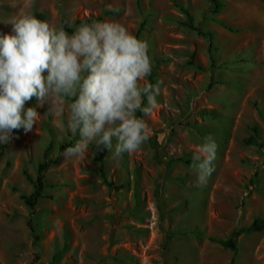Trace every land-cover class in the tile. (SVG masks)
<instances>
[{
    "label": "rangeland",
    "instance_id": "rangeland-1",
    "mask_svg": "<svg viewBox=\"0 0 264 264\" xmlns=\"http://www.w3.org/2000/svg\"><path fill=\"white\" fill-rule=\"evenodd\" d=\"M221 1L212 14L206 0H0V36L11 34L10 20L35 13L57 29L62 19L70 27L97 18L68 35L94 22L123 25L149 45L152 72L141 84H159L157 107L140 112L150 129L141 151L113 159L105 150L102 168L124 185L118 192L100 184L93 145L80 157L59 150L79 139L59 130L67 103L63 117L37 108L35 98L25 104L40 114L33 130L0 144V264H30L19 195L31 192L23 174L33 179L45 159L55 163L43 173L32 217L34 264L53 256L51 264H230L232 253L209 239L264 219V148L244 143L255 128L264 147V0ZM188 25L211 34L212 51ZM208 135L218 145L215 170L196 187L192 157ZM232 264H264V231L238 237Z\"/></svg>",
    "mask_w": 264,
    "mask_h": 264
},
{
    "label": "clouds",
    "instance_id": "clouds-1",
    "mask_svg": "<svg viewBox=\"0 0 264 264\" xmlns=\"http://www.w3.org/2000/svg\"><path fill=\"white\" fill-rule=\"evenodd\" d=\"M8 24L11 34L0 36V144L10 143L15 131L33 130L40 114L24 106L35 98L37 108L47 104L61 117L67 103L59 130L79 139L65 149L66 158L83 156L89 145L113 159L141 151L150 129L136 113L149 114L159 94L158 83L141 84L152 72L146 41L111 22L84 24L72 35L28 14ZM217 149L208 135L193 155L196 187L215 170Z\"/></svg>",
    "mask_w": 264,
    "mask_h": 264
},
{
    "label": "trees",
    "instance_id": "trees-1",
    "mask_svg": "<svg viewBox=\"0 0 264 264\" xmlns=\"http://www.w3.org/2000/svg\"><path fill=\"white\" fill-rule=\"evenodd\" d=\"M206 1L209 4L210 12L212 14L219 13L221 11V9L223 8V3L221 0H206ZM136 2L138 3L139 0H136ZM34 17H36L37 19L43 20V16L39 13H35ZM95 20H97V18L76 20L73 23V26L68 27L67 21L65 19H62L60 21V27L63 28L68 34H71L74 26L80 25V24L85 23V22H92ZM188 28L194 30L199 35L203 36L207 41V46H208L209 51L210 50L212 51V43H211V39H212L211 37L212 36L209 32L202 33L201 31H199V29L193 28L191 25H188ZM136 115L139 117L140 112H137ZM252 133H253V136L255 137L256 136L255 128H252ZM254 137L246 138L244 140V143L249 144V145H254L259 149L264 148L260 144L256 143V140ZM3 147H4V145L0 146V152H1ZM69 147H70L69 144H62L59 146V150H65L66 148H69ZM104 154H105V150L100 151L98 154V158H97L98 178H99L100 184L106 188L108 193L118 192L119 190H122L124 188V185H122V184L116 185L112 181H109L106 178L105 173H104L103 168H102V160H103ZM54 163H55V161L49 160V159H47V160L45 159V160H42L41 162H39L36 165L35 176L33 179H30L27 175L23 174L25 180L31 185V192L29 194L19 195V199L23 202L25 208L28 211V215H27V218L25 220V226L27 227V229L29 231V234L31 237V248L33 249L32 259L30 261V264H34V262H36V260L38 258V255L36 254L35 250H36L37 242L39 240V234L35 228V225L32 222V217L35 214V207H36L37 202L43 198V191L45 189V184L43 181V173L50 165H52ZM166 167L168 168V165H166ZM157 210H158V213L160 215V218L163 219L164 211L162 210L159 202L157 204ZM262 231H264V219H258L257 218V219L252 220L247 226L240 227V228H237L236 230H234L233 233L231 235H229L226 239H223V240L209 239V240L211 242L218 244L221 248L229 250L232 253V258L230 261V264H232L233 257L236 253V241H237L238 237L241 235H247L250 233H258V232H262ZM113 236H114V230L111 228L109 231V236H108L110 245L113 242ZM169 236L170 235L167 236V239L169 238ZM55 258H56V256L52 257L51 263L54 262Z\"/></svg>",
    "mask_w": 264,
    "mask_h": 264
}]
</instances>
